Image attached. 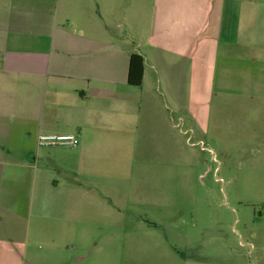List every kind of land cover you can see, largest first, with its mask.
Segmentation results:
<instances>
[{
    "label": "crops",
    "instance_id": "obj_1",
    "mask_svg": "<svg viewBox=\"0 0 264 264\" xmlns=\"http://www.w3.org/2000/svg\"><path fill=\"white\" fill-rule=\"evenodd\" d=\"M173 106L217 131L264 129V0H0V264H154L120 242L142 228L108 209L120 182L92 171L165 154Z\"/></svg>",
    "mask_w": 264,
    "mask_h": 264
},
{
    "label": "rangeland",
    "instance_id": "obj_2",
    "mask_svg": "<svg viewBox=\"0 0 264 264\" xmlns=\"http://www.w3.org/2000/svg\"><path fill=\"white\" fill-rule=\"evenodd\" d=\"M172 110L165 154L141 153L134 169L111 159L92 171L120 182L115 193L122 200L109 201L108 209L141 223L140 230L130 224L119 233L120 242L139 243L154 264H264V149L254 142L263 125L259 133L241 129V121L217 131L213 122ZM129 179L139 184L128 186ZM105 234L93 235V244Z\"/></svg>",
    "mask_w": 264,
    "mask_h": 264
},
{
    "label": "built area",
    "instance_id": "obj_3",
    "mask_svg": "<svg viewBox=\"0 0 264 264\" xmlns=\"http://www.w3.org/2000/svg\"><path fill=\"white\" fill-rule=\"evenodd\" d=\"M38 143L42 147H77L79 138L76 134H41Z\"/></svg>",
    "mask_w": 264,
    "mask_h": 264
},
{
    "label": "trees",
    "instance_id": "obj_4",
    "mask_svg": "<svg viewBox=\"0 0 264 264\" xmlns=\"http://www.w3.org/2000/svg\"><path fill=\"white\" fill-rule=\"evenodd\" d=\"M144 76V59L140 54L134 53L130 57L128 83L139 87L142 85Z\"/></svg>",
    "mask_w": 264,
    "mask_h": 264
}]
</instances>
